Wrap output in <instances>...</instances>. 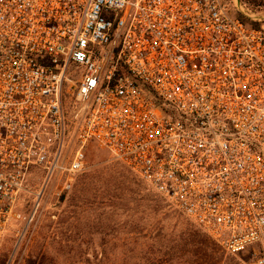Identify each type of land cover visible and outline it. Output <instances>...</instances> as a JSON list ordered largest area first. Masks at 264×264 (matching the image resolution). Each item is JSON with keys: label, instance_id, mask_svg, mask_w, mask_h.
<instances>
[{"label": "built area", "instance_id": "obj_1", "mask_svg": "<svg viewBox=\"0 0 264 264\" xmlns=\"http://www.w3.org/2000/svg\"><path fill=\"white\" fill-rule=\"evenodd\" d=\"M92 144L264 264V21L239 0H0V230L27 175L71 185Z\"/></svg>", "mask_w": 264, "mask_h": 264}, {"label": "rangeland", "instance_id": "obj_2", "mask_svg": "<svg viewBox=\"0 0 264 264\" xmlns=\"http://www.w3.org/2000/svg\"><path fill=\"white\" fill-rule=\"evenodd\" d=\"M239 1L264 21V4ZM64 181L63 174L27 175L15 215L0 230V264H25L39 252L62 263L60 254L78 251L104 258L103 264H130L134 252L160 255L168 240L186 230L198 232L209 247H188L196 254L170 264H248L253 257L226 254L97 144L86 151L85 170L71 185Z\"/></svg>", "mask_w": 264, "mask_h": 264}, {"label": "trees", "instance_id": "obj_3", "mask_svg": "<svg viewBox=\"0 0 264 264\" xmlns=\"http://www.w3.org/2000/svg\"><path fill=\"white\" fill-rule=\"evenodd\" d=\"M263 0H250L248 3L250 5H259ZM241 20L244 22H248L249 20L243 15L240 16ZM253 25L258 26L257 22H253ZM203 247L206 249L209 245L205 242V239L196 231L186 230L181 233L177 240H168L166 246H164V250L160 255H157L154 252H149V255H143L140 252H134L130 259L133 260V263L130 264H157L158 262H162L163 264H170L174 259H183L187 255H195L196 253H192L188 247L191 246ZM152 247V245L150 246ZM214 248V247H213ZM60 259L62 263L57 262L56 258L53 255L47 253H37L34 255H30L26 260L25 264H103V259H97L96 255H88V253L78 251L75 253H63L60 254ZM73 259V262H71ZM144 261V263H141ZM3 264V261H2Z\"/></svg>", "mask_w": 264, "mask_h": 264}]
</instances>
